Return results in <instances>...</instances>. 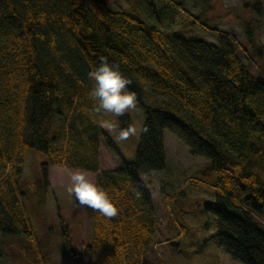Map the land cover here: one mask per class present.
Segmentation results:
<instances>
[{
  "label": "trees",
  "instance_id": "obj_1",
  "mask_svg": "<svg viewBox=\"0 0 264 264\" xmlns=\"http://www.w3.org/2000/svg\"><path fill=\"white\" fill-rule=\"evenodd\" d=\"M140 1L112 9L108 0H0V232L33 233L29 212L38 214L46 204L50 164L98 171L102 133L121 166L99 171L96 183L118 214L109 218L94 210L90 264H167L145 257L151 231L132 210L128 184L149 194L139 171L165 167L163 129L169 128L192 153L211 159L216 176L208 184L215 198L205 209L217 216L218 244L246 264H264V224L254 217L264 206V45L256 44L255 57L249 56L233 34L198 14L189 15L190 22L215 34L217 42L164 30L144 17ZM249 4L260 10L264 0ZM248 40L254 42L251 35ZM257 55L262 63L252 72L248 64ZM101 57L131 80L128 90L145 109L147 131L141 130L129 160L91 117L86 134L94 158L70 163L58 155L54 112L62 103L98 112L88 72ZM120 118L131 127L129 113ZM33 146L49 158L42 176L28 180L23 169ZM20 241L22 254L36 251Z\"/></svg>",
  "mask_w": 264,
  "mask_h": 264
},
{
  "label": "rangeland",
  "instance_id": "obj_2",
  "mask_svg": "<svg viewBox=\"0 0 264 264\" xmlns=\"http://www.w3.org/2000/svg\"><path fill=\"white\" fill-rule=\"evenodd\" d=\"M112 9H127L131 0H108ZM253 0H171L173 6H163L162 0H141L140 9L144 17L164 30H173L189 38H203L217 42L218 37L194 25L188 17L198 14L202 21L218 25L233 34L244 44L243 49L254 56V46L264 45V6L260 10L249 3ZM248 4V5H246ZM182 6L183 10L180 8ZM252 36L253 43L248 38ZM254 59V58H253ZM245 62H248L243 57ZM249 62L252 72H257L262 57L257 55ZM128 90V89H127ZM129 91V90H128ZM61 111L54 112V129L57 137V151L61 158L75 163L84 156H93L86 127L93 117L112 138L117 148L127 159H134L145 119V109L137 102L130 114L131 127L137 129L127 141L117 139L120 128H128L127 118L116 117L103 111L93 112L76 104H60ZM103 121H111L119 128L109 131L102 127ZM166 151V165L162 169L146 171L139 176L148 189L146 194L137 184L129 182L128 194L133 198L132 210L138 212V220L149 226L150 243L145 257L152 261L163 260L167 264H246L234 258L221 247L216 239L217 216L205 209V203L215 198V189L208 183L215 179L210 169L211 159L192 153L190 147L169 128L163 129ZM49 156L36 147H31L24 165L23 176L35 180L42 176V162ZM98 171L70 166L71 164L49 165V186L46 204L38 214L29 215L34 226L33 233L25 236L19 233L0 232V264H90L88 244L93 235L94 210L82 206L74 196L65 191L74 170H85L96 182L99 171L121 166L118 153L109 146L104 135L99 137L96 155ZM210 169V170H209ZM203 177L205 182L195 181ZM198 180V179H197ZM254 217L264 224V206ZM145 220V221H144ZM185 225L182 228L179 224ZM63 224L70 238L67 245ZM136 224L137 221H136ZM23 240V241H20ZM32 244L33 251L25 255L21 246ZM19 257V259H18ZM127 259L124 264H131Z\"/></svg>",
  "mask_w": 264,
  "mask_h": 264
},
{
  "label": "clouds",
  "instance_id": "obj_3",
  "mask_svg": "<svg viewBox=\"0 0 264 264\" xmlns=\"http://www.w3.org/2000/svg\"><path fill=\"white\" fill-rule=\"evenodd\" d=\"M88 78L94 82L89 96L96 104V111L120 117L137 107L135 92L127 90L131 80L124 75L117 63L101 57L99 63L88 72ZM102 127L113 131L119 128V125L103 121ZM142 131L146 132L147 129ZM136 133L135 127L120 128L117 139L127 141ZM65 191L69 196H74L80 205L98 211L105 217L111 218L118 214L113 200L99 184L89 178L85 170L77 169L72 172Z\"/></svg>",
  "mask_w": 264,
  "mask_h": 264
}]
</instances>
